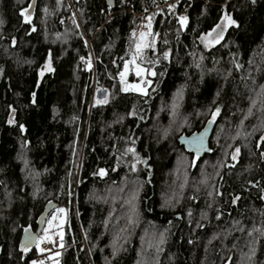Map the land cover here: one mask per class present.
Instances as JSON below:
<instances>
[{
    "label": "trees",
    "instance_id": "trees-1",
    "mask_svg": "<svg viewBox=\"0 0 264 264\" xmlns=\"http://www.w3.org/2000/svg\"><path fill=\"white\" fill-rule=\"evenodd\" d=\"M112 1L0 0V264L34 258L35 246L20 251L23 228L36 230L49 201L67 211L58 264H139L145 227L164 236L162 244L153 237L157 255L149 264H237L236 248L248 255L255 248L250 264H264V101H251L264 85V0H181L174 8L187 17L182 30L177 17L157 15L155 52L144 50L143 65L156 73L147 76V95L121 92L118 74L131 56L132 32H141L133 14L158 0ZM29 4L25 22L19 13ZM224 13L238 27L205 48L201 34ZM90 54L93 68L81 61ZM46 60L53 70L39 75ZM93 85L106 89V104L89 105ZM217 106L210 151L199 157L186 151L177 137L198 131ZM222 123L230 135H252L247 143L230 139L240 149L237 161L216 175L212 167L208 183L197 188L202 162L216 164L212 139ZM176 151L196 158L188 172L195 185L179 186L167 204ZM100 168L104 177L94 175Z\"/></svg>",
    "mask_w": 264,
    "mask_h": 264
},
{
    "label": "snow or ice",
    "instance_id": "snow-or-ice-1",
    "mask_svg": "<svg viewBox=\"0 0 264 264\" xmlns=\"http://www.w3.org/2000/svg\"><path fill=\"white\" fill-rule=\"evenodd\" d=\"M254 2V0H253ZM57 3L59 4V0H57ZM109 3H111V0H109ZM121 3H124V0H121ZM175 7V5H170L169 6V11H172V9ZM31 9V4H29L28 8L26 9H21L20 11V16L24 18L25 22H28L30 19V16L28 15L29 11ZM148 20V23L145 25V27L148 29V31L140 32L139 36H136V33L133 31L131 36L134 39V43L132 45V52H131V58L128 60L124 61V70L119 72V78L121 82V92H127L129 90L136 91L140 93L141 95H147V92L145 91L144 85L146 84H151L152 82L149 80L145 79V76H155L156 73L151 70V68H144L141 65L145 61V53L144 50L151 48L153 52H155V38L152 33V26H151V17H146ZM73 24H75V20L73 19ZM177 22L180 25L181 30L184 28V26L187 23V17L186 16H178L177 17ZM2 23V21H0ZM238 27V24L235 19L232 18L231 14L229 13H224L220 17V23H217L208 33L206 34H201L200 40L202 43H204L205 48L210 47L211 45L218 44L220 43L221 39L224 36V31L229 27ZM34 30V29H33ZM151 37V38H150ZM83 39V37H81ZM13 44H15V39L12 41ZM167 43V41H165ZM85 47H87V42L85 41ZM169 58V53L165 51L163 53V59L167 60ZM85 58L81 57V60L83 61ZM150 64L153 66L155 65L156 61H149ZM87 67L91 68V61L89 59L87 63ZM129 68H131L134 72L135 75L140 78V83H132V84H126L125 82V77L128 73ZM239 68V66H237ZM53 69L51 67V63L49 60H46L42 70L40 71L39 75H43L44 71L51 72ZM262 90H264V86H262ZM34 95V94H33ZM108 102V97L107 95L104 96L103 99H99L96 101L97 104H106ZM255 103V101H253ZM175 107V105H174ZM220 112V108L217 106L214 111L211 112V118L208 120V125L213 124L215 121L216 117L218 116ZM129 115H133V113H129ZM11 116V114H10ZM8 123H13V120L10 118ZM20 131L21 134L24 132V125H20ZM260 140L264 141V136L260 137ZM27 141L24 142V146H27ZM134 143V142H133ZM192 145L195 147L197 151H200L203 147V133L200 134L198 138H193L191 140ZM131 152L133 154V158L136 162H141L138 160L136 157L135 149L134 148H128L126 149V153ZM125 153V154H126ZM75 155V152L73 153ZM240 154V149L237 147L235 148L232 153H231V159L232 161H237V158ZM261 159H264V152L261 154ZM119 159V157H117ZM24 163L27 165L28 161L24 160ZM234 166V165H233ZM131 170L133 172L136 171V163H133L131 165ZM115 171V169H113ZM94 175H99L100 177H104L106 175V171L104 168L98 169L97 173H94ZM69 176H71V172H69ZM211 196L212 193H209ZM216 195H220V192L217 191ZM262 200H264V196L260 197ZM135 199V196H133V200ZM239 197H233L232 199V204L235 205L238 201ZM51 204V201H49V205ZM66 210L64 208L57 207L55 211L52 213L51 219L48 220V227L43 228V235H34L29 227H24L23 228V236L20 242V251L21 252H27L31 246H35L36 251L42 252L44 249L41 247L42 243L46 242H51L53 235L59 236V239L61 241L60 247H63V238H64V232L62 230L63 224L66 222ZM189 216H191V211L188 213ZM217 219H219V216H217ZM128 223L131 224L133 223V220L131 217L128 218ZM200 227H203V225H199ZM55 228L56 231L52 234H50V229ZM15 231V228L13 229ZM121 231H124V229H121ZM251 235V232L249 233ZM261 235H264V231H261ZM164 242V236L163 233H161L160 241L159 243ZM189 243H192V241H189ZM113 255L115 256L118 249L115 247V241H113ZM159 250V249H158ZM250 253L251 255L255 254V248H250ZM55 255L59 257L60 253L56 252ZM251 255L248 256V259L251 260ZM32 264H43L42 261H33ZM58 264V262H57Z\"/></svg>",
    "mask_w": 264,
    "mask_h": 264
},
{
    "label": "rangeland",
    "instance_id": "rangeland-1",
    "mask_svg": "<svg viewBox=\"0 0 264 264\" xmlns=\"http://www.w3.org/2000/svg\"><path fill=\"white\" fill-rule=\"evenodd\" d=\"M160 1H163V0H160ZM73 13L76 16V12L74 10H73ZM167 14H169L170 17H178V16L183 15L182 13L177 14L175 12V8H173L172 11H169V7L166 6V7L162 8L161 11L159 10V12L154 13V15L152 16V20L151 21H153V19L157 15H160L162 18H164ZM151 24H152V22H151ZM153 36H155L154 38L157 39L159 37V34H155V32H154V35ZM130 58H131V56H130ZM141 66L147 69V67L145 65L142 64ZM123 70H124V63H123V67L121 68L120 71H123ZM129 77H132L133 80H130ZM94 78H95V73L93 75V80H94ZM145 79L146 80H149L147 78V76H145ZM118 81H119V84L121 85V82H120V78L119 77H118ZM125 82H126V84L140 83V78H138L135 75V72L131 68H129L128 73H127V75L125 77ZM93 83H94V81H93ZM149 85L150 84L144 85L145 91H147V88H148ZM129 91H132V90H129ZM133 92H136V91H133ZM136 93H138V92H136ZM105 95H107L106 89H103V88L99 87L98 85H93L92 91H91V98H90V101H89V105H91L92 103L95 104L97 100L103 99ZM254 95H255V97L251 98L252 103H253V101H255V102L256 101H264L263 100L264 97H262V96H264V90H262V87H260L259 90H257L254 93ZM172 103L175 104V99L173 100ZM263 106L264 105H261V107H263ZM160 110L163 111L164 110V107L163 106L160 107ZM250 110H252V109H250ZM252 114L253 113H251L250 111L247 112V114L243 118V122H245L247 119H249L250 117H252ZM210 118H211V116H210ZM160 119H161V117H158V118H155L154 120L155 121H159ZM179 120H181V122L184 121V119H182L181 117L178 119V121ZM261 120L262 119L258 120L255 123L260 128L262 126L261 123H263V121H261ZM258 126H256V127L258 128ZM172 130H173V128H172ZM249 135L251 136L252 134L239 132L237 134L230 135L229 132L227 131V129L224 127V124L223 123H222V125L217 126V128L215 130V133L213 135V139H212L213 147L216 148V150H215V156L216 157L214 158V161L216 162V164H208V161L207 160H205L204 162H202V164L200 166V174H201V177L202 178H200V180L196 183L197 188H198L199 185H202L203 182H204V184L205 183H208L206 181H208V178L210 176L209 175L210 174V169H212V167H214V166L216 167L217 166V168L213 170V171H215V175H216V173L219 172L224 167V165L230 164V163H232V164L234 163V161H232V159H231V153H232V151L235 148H237V146H233V147L230 146V143L228 144L229 140L230 139H232V140L234 139V141H235V139H237L238 137H240V138L244 139V143H247L249 141V138H250ZM230 142H232V141H230ZM175 156L176 157H175L174 166L172 168L171 173L169 172V174H168V177L169 178H170V175H171V179L167 182L168 184H167V187H166V188H170V191L168 192L169 195L167 194V196L166 195L164 196L165 198L163 197V200L165 201L164 203L167 202V204L168 203L169 204H172V202L174 201V197L177 198V193L179 192L181 186H188L189 187L191 183L192 184L194 183V180L191 179V174L188 173V172L191 171V167L193 168L194 164L196 163V158H194V157L188 158V156H186L185 153H183V151L182 152L181 151H176ZM176 173H178L179 175H183L184 177L183 178H180V176H175ZM204 176H206V177H204ZM172 177H174V178H172ZM179 178H180V180H179ZM214 182H215V179L213 178V181L212 180L210 181V183H212V184L210 185V183H209L208 186H207V188L208 187L209 188H212ZM193 185H195V184H193ZM131 186H132V183H131V185H129L127 187L126 186L124 187V185H123L121 189L124 192H126L127 191V188L128 187H131ZM197 188H194L195 191L198 190ZM209 188H208V190L206 189L207 190V193L209 191ZM114 189H116V188H114ZM175 189H177V190H175ZM100 197L103 198V196H100ZM209 199H211V196L210 195H209ZM125 200H126V202L129 201V199H127L126 196H125ZM127 203L130 204L129 202H127ZM58 207L64 208L62 206H58ZM55 209L52 211V213L55 211ZM52 213L50 214L49 217L46 218L44 228L45 227H48V220L51 219ZM66 214H67V211H66ZM66 214H65V216H66ZM64 224H63V226H64ZM63 226H62V230H63ZM55 231H56L55 228L50 229V234L54 233ZM130 233H132V231H130ZM157 233L158 232H156V230H154V229H152L150 227H145L142 230V232H141L142 238L140 239L141 253H140L139 258H138L139 259V264H149V263H152V259H149V256L150 255H153V254H156L157 255V253L151 252L152 249H154L153 242H156V241H154L156 239H154L152 241L153 237H161V233L162 232L160 234H157ZM39 235H43V230H42V232ZM54 238L59 239V236L53 235L52 239H54ZM59 241H60V239H59ZM250 243L251 242L248 243V246H249ZM44 244L45 243H42L41 244V247L43 249H44ZM61 248L62 247L59 246L54 251L48 253V257L49 258H52V263L51 264H57L58 259H57V256L55 255V253L56 252H60ZM238 249L239 248H236V250L239 253V258H238V263L237 264H250V260L248 259V256L249 255L246 252L241 251V250L239 252ZM35 251H36V248H35ZM39 253H44V251L39 252ZM39 253L36 251V254H39ZM33 261H38V260H36L35 258H33L30 261L29 264H32ZM206 261H207V259H204V260H202V263L206 264L207 263ZM153 264H155V263H153Z\"/></svg>",
    "mask_w": 264,
    "mask_h": 264
},
{
    "label": "water",
    "instance_id": "water-1",
    "mask_svg": "<svg viewBox=\"0 0 264 264\" xmlns=\"http://www.w3.org/2000/svg\"><path fill=\"white\" fill-rule=\"evenodd\" d=\"M108 5H113V1L111 0V3H109V0H108ZM208 120L205 121L204 125L198 131H194L188 135H183V134L179 135L177 137L178 144L181 145L182 147H184V149L186 151L193 153V154H196V156H198V157L203 155L204 153L209 152L210 151L209 139H210V136L212 134V130H213V127L215 125V121L213 122V124L208 125ZM201 133H203V147L199 151V153H197V150L192 145L191 140L193 138H198ZM56 207H57V203H54V202L53 203L51 202L50 205H49V203H47L45 205L43 211L41 212V214L39 215V217L36 220V224H37L36 230L33 231L30 229L34 235H37V234L39 235L42 228L44 227L45 219H46L49 211L53 208H56ZM22 236H23V234H22Z\"/></svg>",
    "mask_w": 264,
    "mask_h": 264
},
{
    "label": "built area",
    "instance_id": "built-area-1",
    "mask_svg": "<svg viewBox=\"0 0 264 264\" xmlns=\"http://www.w3.org/2000/svg\"><path fill=\"white\" fill-rule=\"evenodd\" d=\"M175 2V0H167L165 2H154L152 3V5L150 6V8H148L146 5L143 7V9L138 12V13H134L133 16L135 18L139 19V30L142 32H146L148 31V29L145 27V25L148 23V20L146 19V17H151L154 15V13L159 12V10L161 11L162 8L164 7H169L170 5H173ZM72 9H74L72 7ZM153 22V21H151ZM91 61V67H94V57L92 56V54H90L89 58H85L83 60L84 63H88V61ZM82 61V60H81ZM60 241L59 240H53L49 243H46L44 245V254H40L37 256L38 261H42L43 264H51L52 263V258L48 257V253L54 251L55 249H57L60 245Z\"/></svg>",
    "mask_w": 264,
    "mask_h": 264
},
{
    "label": "bare ground",
    "instance_id": "bare-ground-1",
    "mask_svg": "<svg viewBox=\"0 0 264 264\" xmlns=\"http://www.w3.org/2000/svg\"><path fill=\"white\" fill-rule=\"evenodd\" d=\"M165 1H167V0H163V1L158 0V2H165ZM179 1H181V0H175V2H174L173 5H175V4H176L177 2H179ZM155 2H157V1H155ZM153 3H154V2H153ZM45 220H46V219H45ZM44 225H45V224H44ZM43 228H44V227H43ZM43 228H42V229H43ZM41 231H42V230H41ZM40 233H41V232H40ZM40 233H39V234H40ZM53 240H59V239L54 238V239H52V241H53ZM46 243H49V242H46ZM46 243H45V244H46ZM45 244H44V245H45ZM33 246H34V245H33ZM31 247H32V246H31ZM40 254H44V253L36 254V251H35V253H34V258H35L36 260H38V259H37V256L40 255Z\"/></svg>",
    "mask_w": 264,
    "mask_h": 264
},
{
    "label": "flooded vegetation",
    "instance_id": "flooded-vegetation-1",
    "mask_svg": "<svg viewBox=\"0 0 264 264\" xmlns=\"http://www.w3.org/2000/svg\"><path fill=\"white\" fill-rule=\"evenodd\" d=\"M197 153H199V151H197ZM196 156V154H194Z\"/></svg>",
    "mask_w": 264,
    "mask_h": 264
}]
</instances>
